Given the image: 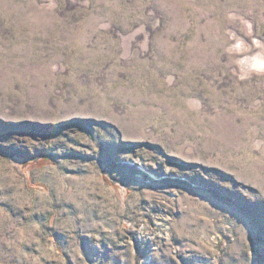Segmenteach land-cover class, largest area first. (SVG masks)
I'll use <instances>...</instances> for the list:
<instances>
[{
  "label": "rangeland",
  "instance_id": "1",
  "mask_svg": "<svg viewBox=\"0 0 264 264\" xmlns=\"http://www.w3.org/2000/svg\"><path fill=\"white\" fill-rule=\"evenodd\" d=\"M0 264H264V0H0Z\"/></svg>",
  "mask_w": 264,
  "mask_h": 264
},
{
  "label": "bare ground",
  "instance_id": "2",
  "mask_svg": "<svg viewBox=\"0 0 264 264\" xmlns=\"http://www.w3.org/2000/svg\"><path fill=\"white\" fill-rule=\"evenodd\" d=\"M261 64V63H260Z\"/></svg>",
  "mask_w": 264,
  "mask_h": 264
},
{
  "label": "trees",
  "instance_id": "3",
  "mask_svg": "<svg viewBox=\"0 0 264 264\" xmlns=\"http://www.w3.org/2000/svg\"><path fill=\"white\" fill-rule=\"evenodd\" d=\"M47 160V159H46Z\"/></svg>",
  "mask_w": 264,
  "mask_h": 264
}]
</instances>
